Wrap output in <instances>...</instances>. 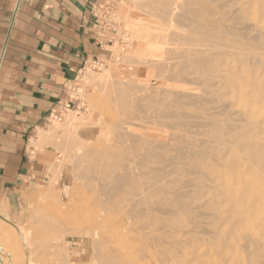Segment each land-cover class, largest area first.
Masks as SVG:
<instances>
[{"label": "bare ground", "instance_id": "obj_1", "mask_svg": "<svg viewBox=\"0 0 264 264\" xmlns=\"http://www.w3.org/2000/svg\"><path fill=\"white\" fill-rule=\"evenodd\" d=\"M213 1L143 0V10L140 9L141 6L139 10L146 15L145 20L140 19V25L144 29H133L134 33L141 34L138 48L142 57L138 58L146 64L149 59L144 58L146 52L155 50L167 38V32L187 26V34L180 33L185 41L182 40L181 43L179 40V44H182L179 46L182 47L183 42H187L189 46L177 51L178 57L182 58L179 60L182 65L178 62V66L175 63L174 67H167L170 68L169 74L173 79L184 78L186 75L198 79L205 85L206 94L214 100H222V107L233 108L231 114L238 118L220 117L213 111L207 112L203 103L187 100L198 96L197 89L200 88L195 89L196 86H192L194 82L189 85L190 88L193 87V91L187 94L184 86L181 88L183 91L175 88L176 91L171 93L169 99H135V106L143 109L151 105L158 106L157 114L179 117L180 120H183L181 117L190 115L186 111L187 107L197 108L193 112L200 119L201 124L198 125L202 128L198 134L205 138L197 139V135L196 138L187 131V134H175L172 138L173 144L178 150L184 148L185 156H182L187 161L181 165L175 164L169 169L157 167L158 165L147 168V161L159 158L161 160L165 149L148 139L146 128L137 129L131 123L109 120L113 121L109 125L113 137L102 148H99V144V149L84 151L81 158V161L87 163L86 176L90 174L88 182L85 176L83 178L89 192L88 194L85 191L89 195L87 200L96 207V212L72 214L63 223L60 221L63 225L71 222L74 224L80 218L90 219L100 229L91 233L92 237L100 236L103 240L110 241L109 244L121 234L127 233V237L123 235L126 239H120V243L117 239L115 246L116 239L113 245H102L104 253L101 257L105 261H112L114 264H264V0H232L233 3H230L231 6L235 3L234 12L238 19L247 28L256 31L250 37H245L246 34L243 36L242 32L236 31L231 25L223 24L219 9L212 6ZM133 9L136 10L135 7ZM216 21L221 24L217 25ZM151 29L156 31L153 35H150ZM176 35L174 37L177 40ZM176 40L172 43L174 47L178 45ZM197 41L206 44L200 49V46H193ZM165 42L167 41L164 40V44L160 45H165ZM167 44L173 47L171 40ZM164 50L162 49L163 52ZM135 53L128 51L124 56L133 57ZM170 56L172 55L167 59L169 62ZM163 57L164 55L162 59ZM162 61L156 64L163 68L165 64ZM151 66L154 68L156 65L150 63ZM84 76L91 77L88 73H84ZM172 84V87L175 84L180 85ZM125 92L124 90V94ZM149 95L151 94L147 96ZM212 98L210 97L208 103ZM127 100L121 101L123 106H131V100L128 104ZM115 105L117 106L114 103ZM123 108L125 107H122L120 115L124 116L128 109ZM122 110L125 112L122 113ZM107 111L109 112L108 109ZM111 113L109 112L110 116ZM134 115L137 116L135 113ZM144 115L146 118L148 114L145 112ZM180 120L177 119L176 124ZM130 121L131 119L128 122ZM136 121L133 122L136 124ZM64 122L67 126H73L82 123V119L69 114ZM104 129L106 128H102L103 131ZM148 133L155 132L153 130ZM156 133L159 134L158 131ZM112 143L119 147H114ZM161 203L164 204V209L160 207ZM201 209L202 213L198 212ZM201 217H205L206 221H202ZM42 224L47 228L55 226V222L47 220H43ZM108 233L113 236H108Z\"/></svg>", "mask_w": 264, "mask_h": 264}, {"label": "rangeland", "instance_id": "obj_2", "mask_svg": "<svg viewBox=\"0 0 264 264\" xmlns=\"http://www.w3.org/2000/svg\"><path fill=\"white\" fill-rule=\"evenodd\" d=\"M142 1L141 0L140 1L139 0H108L105 6L99 10V14L102 16L103 19L102 34L109 41L108 46L106 47L109 51L108 52L109 56L107 59L99 60V63L101 65L100 67L98 66L93 67L92 63L89 62L85 66V68L80 72L77 79L67 84L66 89L68 91L69 98L72 100V104L70 108H68V110H63L61 112L62 117L60 120L55 119L53 116L50 117L45 127H43L42 129H38L37 132L35 133V137L31 139L30 145L36 149H41L43 147H49L53 149L55 153V159L53 163L50 164L49 171L45 180H42L40 183L30 185L29 189L24 193H18L12 195L10 204L5 203V205L4 204L0 205V264H114L112 261L109 262L105 261L101 257V254L104 253V248L102 247V245L103 244L105 245L110 241L103 240V238H101L100 236L93 238L91 235V233L100 230L97 223L87 218H80L78 222H73L74 224H71L72 222L70 224L67 223H64L63 225L61 224V222L63 223V221H65V219L68 218L69 216H72V214H79V213L84 214L86 212L87 213L96 212V207L93 204L89 203V201L87 200L89 196L88 195L89 192L86 189L87 186H85V184L87 183L85 182L89 181L90 177L88 178V175L90 176V174L88 173V175L86 176L87 172L85 173V171L86 170L88 171V169H85L87 163L85 161H81L83 160L81 159L82 153L89 149L102 148L108 141H110V139L113 137L112 130L110 128L111 122L113 121H109V120L112 119H114V121L116 120L115 122L121 121V122H127L128 124L131 123L130 125L133 128H137V129L142 128V130L146 128L148 132L149 131L153 132L154 130L155 133L152 134L148 132L145 133L147 134L148 139L150 140L152 139L151 141H154V143H156L157 145L159 144L162 145V147L165 149V152L161 156L162 157L161 160L160 158L155 159L153 161L150 160L151 163L147 161V168L148 166L158 165L157 167H162L163 169H169L175 164L181 165L182 162H183L182 164H184V162L187 161L185 157L183 158V156H185L184 148L182 147L180 148L182 151L184 150L183 153L180 149L179 150L177 149L176 145L173 144V139H172L173 136L184 134L187 131L189 135L190 134L192 136L197 135L198 136V138L196 136L197 139L201 140L202 138L203 139L205 138L204 135L198 134V132H200L202 128L201 126L198 125V123L201 124L200 119L198 120V118L195 117V114L193 112L197 110L196 107L193 106L187 107L186 111L190 115L187 114V116L181 117V119L183 118V120H180L179 117H164L162 114H157V111L159 110L158 106L156 107L154 105H151L148 106L149 108L147 107L144 109L138 105L135 106L133 103L135 99L146 98V97H148L149 100L152 97L151 100L154 99V101H156L157 98H158L157 100L169 99V97L172 96L171 93L176 91L175 88H177V90L179 91H183L184 89L181 88H184L185 86V89L187 88L186 89L187 92L185 90V93L187 94L189 91L190 92L193 91V87L196 86L194 87L195 89L200 88L197 89L199 90V92L194 89L195 91L198 92V94H196V96L198 95L197 98L190 97L191 100L190 99L187 100L195 101V102L198 101V103L199 102L203 103V107L207 109V112L210 111H211L210 113L214 112L218 114L220 117L229 116L233 118H238L237 115L231 114L233 108L222 107L221 104L223 103L222 100L219 101L214 100L212 96H210L208 93L206 94L205 85L201 83L198 79L196 78L193 79L191 75L188 76L186 75L184 78L180 77L178 79L177 78L173 79L169 74L170 68H172L173 65L175 66V63H177L176 65L178 66L179 64L178 62H180L179 60H182V58L178 57L177 51L179 52L180 50H183L189 46L187 45V42L186 44H184L185 42H183V46H182L183 48L180 47L182 44H179L180 43L179 40L181 41V43L182 40L185 41L184 39L181 38V36L183 37L184 32L187 34L188 32L187 26H183L182 27L183 29L180 27L177 30L172 29L170 32H167L168 36L164 40L167 41L168 43L171 40V44L174 43V40H176V38L174 37L176 33L179 32L178 34L180 33L183 34V35L177 34L178 36L176 35V37H178L176 40L178 45L174 47V45L172 44L173 47H171V45L167 44V42H165V45H163L164 40H162L163 41L161 42L163 43L162 46L160 45L161 43L158 45L156 44L157 47L155 48V50H151V52L147 51L144 56L145 59L149 58L151 60H154L153 62H150L148 59V62L145 64L143 63V61L141 62L139 60V58L142 57L139 54L140 48H138L141 34L134 33L133 29L136 31L144 29V26L140 25L141 22L140 19L145 20L146 18L144 11H142L143 10ZM230 3H233L232 0H214L212 2V6L214 8L219 9V15L222 17L223 24L231 25L232 28L235 29L236 31L242 32L241 34L243 36L246 34L247 36L245 37H248V35L250 37L253 35V33L256 34L255 30H251L247 28L245 26V23L238 19L236 12H234L236 9L235 8L236 5L234 3V5L231 6ZM132 4L134 5L132 6ZM134 7L136 8V10L133 9ZM139 7L142 10H139ZM133 22L136 23L138 22V23L136 24ZM216 23L217 25L221 24L220 21H216ZM173 31L176 32L173 33ZM155 32H156L155 30L151 29L150 35H153V33ZM179 37L181 39H179ZM205 44L206 43L204 42L202 43L197 41L194 43L193 46H196L197 48H199L198 46H200L201 49L205 46ZM163 47L166 48L165 49L166 51L164 50ZM162 49L164 50V52L162 51ZM128 51L136 52V53L133 57L128 58L124 56L125 54H127ZM164 53L168 54V56ZM170 54L175 58L174 59L172 56H170L171 59L169 60L171 63L167 60ZM162 55H164L163 59H162ZM130 59L132 62L130 61ZM158 61L160 62L162 61L163 65L165 64L163 68L159 67L156 64ZM150 63L156 66L152 68V66L150 67ZM167 64H169V66H167ZM179 65H182V61L180 62ZM84 73L85 74L88 73L91 77H95V78H91V77L85 78ZM167 76L168 79H166ZM166 80L167 81L170 80V81L167 82ZM193 82L195 84H193ZM168 83H170L171 86H169ZM172 83H180L181 86L175 84L174 85L175 87H172L173 86ZM187 85L193 86L191 88L189 86L191 90L188 88ZM168 86L171 88V90H169ZM178 87L180 88L178 89ZM124 90L126 91L125 94H124ZM164 90L166 92H164ZM144 92L147 93L145 94ZM168 92H170V94ZM126 93H128L129 96ZM153 93L155 96H153ZM148 94H151L152 96L151 95L147 96ZM209 96L212 98L210 103H208L210 101ZM112 98L113 100L111 101L113 102L110 101V99ZM126 99H128L127 104L131 100L130 102L131 106L130 105L128 107H126L127 105L123 106V103H121V101L123 102ZM114 103L117 104V106L116 105L114 106ZM104 104H106L107 106H105ZM121 106L125 107L123 108L124 110L128 109V112L127 110L126 112L122 110V113L125 112L124 116L123 114L120 115L121 113L120 111L122 109ZM106 108L109 110V112H112L111 116ZM154 109L156 110V112ZM151 111L152 114H150ZM113 112L116 113V115L119 114L118 119L116 118L117 116L114 115ZM142 112L144 114L145 112L146 114H148L146 118H144L146 115L142 114ZM104 113L105 115H103ZM134 113L137 114V116L134 115ZM69 114L70 115L72 114L75 118L78 117L79 119H82V123L79 122L78 123L79 125L77 124L78 126L77 125L67 126V124L65 125L64 122L65 117L68 116ZM138 114L143 118L140 117ZM150 115L152 116L150 117ZM106 116H109L110 119ZM154 116H156L158 120ZM148 117H149L148 119L149 121H151V119L152 120L155 119V121L153 120L152 121L153 123L149 122L147 120ZM123 118H125V120L127 118L128 119L125 121ZM141 118L143 119L144 122L141 120ZM168 118H170L171 120ZM129 119H131L130 122H128ZM139 119L141 120V122ZM177 119L180 120L178 122L179 123L182 122V124L180 125L179 123L176 124ZM136 120L137 121L139 120L138 121L139 124L140 123L142 124L139 125ZM133 121H136V124ZM148 122L150 124H148ZM185 122L187 123L186 125ZM164 123L166 124L165 127H164L165 125ZM89 124H91V126ZM156 126L157 128H155ZM102 128H106V129H104L103 131ZM170 130H172L171 133L173 135L169 132ZM157 131L159 134L162 133V135L157 134L156 133ZM99 144L100 146L98 148ZM112 145L114 147H119L114 143H112ZM166 149H168V151ZM168 154H171L172 156ZM172 158L175 160H172ZM161 162H163L162 165ZM84 176L86 181L83 179ZM85 191H87L88 194ZM161 204L160 207L165 208L164 204H162V206ZM198 212L202 213V209L199 210ZM202 218L203 217H201L202 221H206L205 217L203 219ZM43 220L55 222V226L51 228L50 227L47 228L42 224ZM121 235L120 237L115 238L116 241L114 239L110 244L108 243L106 245L108 246L111 244L113 245V241H115L113 245L115 246V243H117V239L119 240L118 243L124 241L123 239L126 238H124L123 235L127 237V233H123ZM108 236L112 237L113 235H110V233H108ZM120 239L122 240L120 241Z\"/></svg>", "mask_w": 264, "mask_h": 264}, {"label": "crops", "instance_id": "obj_3", "mask_svg": "<svg viewBox=\"0 0 264 264\" xmlns=\"http://www.w3.org/2000/svg\"><path fill=\"white\" fill-rule=\"evenodd\" d=\"M107 1L0 0V205L46 179L55 153L31 139L71 101L67 84L108 58Z\"/></svg>", "mask_w": 264, "mask_h": 264}, {"label": "built area", "instance_id": "obj_4", "mask_svg": "<svg viewBox=\"0 0 264 264\" xmlns=\"http://www.w3.org/2000/svg\"><path fill=\"white\" fill-rule=\"evenodd\" d=\"M100 20H101V26H100V31H101V33L103 32L102 31V23H103V19H102V16L100 15ZM109 42V41H108ZM90 63H92V66L93 67H100L101 65H100V63H99V60H93V61H91ZM71 104H72V100L71 101H69L66 105H64V107H63V109L60 111V112H57V113H54L53 115H51V117L53 116L55 119H58V120H60L61 119V117H62V111L63 110H68V108H70V106H71Z\"/></svg>", "mask_w": 264, "mask_h": 264}]
</instances>
